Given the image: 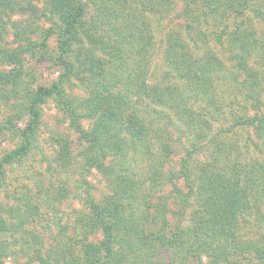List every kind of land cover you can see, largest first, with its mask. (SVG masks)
Instances as JSON below:
<instances>
[{"label":"rangeland","instance_id":"1","mask_svg":"<svg viewBox=\"0 0 264 264\" xmlns=\"http://www.w3.org/2000/svg\"><path fill=\"white\" fill-rule=\"evenodd\" d=\"M242 1V5L235 4L236 12L213 2L219 14L214 16L207 12V0H198L190 4L193 11L186 16L185 0H7V6H0V160L21 145L17 134L30 121L28 109L34 93L64 77L61 90L74 106L100 91L97 82L116 94L125 91L126 81L131 103L139 102L144 116L157 119L163 111L160 125L169 120L172 134L167 139L171 153L166 173L180 171V161L188 151L194 152L193 143L201 147L192 154L194 163L210 161L215 156L211 146L198 142L182 117L167 106L152 104L148 96L149 88L178 84L165 61L166 49L174 44L188 49L193 58L209 53L221 62L228 74L216 78L213 85L226 102H233L212 125L211 134L228 138L237 147L239 160L263 164L264 127L257 132L242 122L255 118L264 126V0ZM79 3L84 15L71 39L67 60L73 69L68 73L57 60V35L68 15L63 11H72ZM142 22L149 26L143 35ZM237 36L243 40L241 48ZM139 81L145 84L142 94L137 92ZM251 81L257 84L256 90L250 87ZM66 107L57 97L48 98L39 107L38 130L30 150L4 167L0 264H84L87 243L101 241V235L88 230L85 199L87 195L96 201L113 199L114 180L87 167V144L81 130L91 121L79 119L74 124ZM150 138L152 152L158 154L161 139L154 133ZM144 151L137 150L138 161L132 166L146 192L151 160ZM185 180H158L162 184L140 198L152 221L146 226L148 234L170 235L189 225L195 208L191 198L183 200L190 192ZM162 204L166 206L164 226L152 219L159 216ZM251 223L240 230L244 238L253 242L264 238V218L257 225ZM175 251L157 249V258L146 262L183 264L185 258ZM245 254L236 258L239 264H264L255 253ZM93 257L90 254L91 262ZM187 264L198 263L190 260Z\"/></svg>","mask_w":264,"mask_h":264},{"label":"trees","instance_id":"2","mask_svg":"<svg viewBox=\"0 0 264 264\" xmlns=\"http://www.w3.org/2000/svg\"><path fill=\"white\" fill-rule=\"evenodd\" d=\"M185 2L184 15L192 13L190 4L195 5L198 0ZM213 2L234 12L238 8L235 4L238 6L243 3L242 0H229L228 3L227 0H207V12L214 16L219 14L216 6L212 7ZM3 5L7 6V0H0V6ZM63 12H68V15L64 16L65 25L57 35V60L70 73L73 67L67 58L71 39L84 15V8L79 3L72 11L65 9ZM142 24L139 29L143 35L149 31V26L145 22ZM50 32L52 31H47L45 38H48ZM236 39H239L238 46L243 47V40L238 36ZM166 50L165 61L169 74L178 84L164 83L159 87L149 88V99L152 104L167 106L182 117L184 126L191 134L196 135L195 139L211 146L215 156L210 161L199 165L194 163L192 154L201 147L193 143L194 152L188 151L187 156L180 161V171L166 173L165 167L171 153L167 139H171L172 134L169 120L160 125V118L164 114L162 110L163 113L160 112L157 119L144 116L139 102L131 103V89L126 81L125 91L120 90L116 94L109 87L104 90L97 82L96 87L100 91L74 106L72 100H65L61 90L64 77H61L50 87H39L32 96L28 109L30 121L17 134L23 141L16 150L7 153L0 160V187L4 167L17 162L30 150L38 130L39 107L48 98L55 96L66 104L65 109L74 124H79V119L91 121L89 127L81 130L87 144V167L100 170L114 180L113 199L96 201L91 195H87L85 199L88 230L94 235H101V241L87 243V250L83 255L84 264H147L153 257L157 258V249L160 248L173 249L177 254H182L185 258L183 264L190 260L198 264H239L236 258L246 257V252L255 253L264 262V238L253 242L246 240L240 232L246 225L251 226L252 221L254 226L264 218V163L252 164L239 160L237 147L229 143L228 138H218L216 134H211L212 125L222 119L225 108L233 102H226L215 84L213 85L216 78H223L228 73L212 54L206 53L204 57L196 59L188 49L174 44ZM137 85V92L142 94L145 84L139 81ZM250 87L256 90L257 84L251 81ZM255 102L259 103L258 100ZM242 124L257 132L264 127L255 118L243 121ZM151 133L161 139L158 154L152 152ZM140 149H145L144 155L151 160L148 163L151 165L148 171L150 184L147 182L146 192L142 190V182L135 177L132 166L138 161L134 156ZM182 177L187 180L190 190L183 200L188 202L191 198L190 202L195 208L189 225L170 235L148 234L146 226L151 225L152 221L148 219V208L141 207L140 198L148 189L158 188L162 184L158 180H168L171 183L173 178ZM157 183L159 185H155ZM165 209V205H160L159 216L152 218L160 221L161 226L165 224ZM4 228L5 224L0 219V230ZM90 254L94 256L93 262L89 259Z\"/></svg>","mask_w":264,"mask_h":264}]
</instances>
